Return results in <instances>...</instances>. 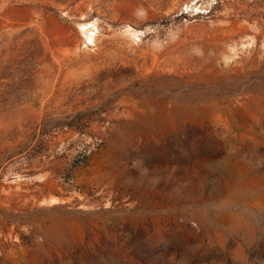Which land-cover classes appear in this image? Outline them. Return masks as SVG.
I'll return each mask as SVG.
<instances>
[{
  "label": "rangeland",
  "instance_id": "rangeland-1",
  "mask_svg": "<svg viewBox=\"0 0 264 264\" xmlns=\"http://www.w3.org/2000/svg\"><path fill=\"white\" fill-rule=\"evenodd\" d=\"M0 264H264V0H0Z\"/></svg>",
  "mask_w": 264,
  "mask_h": 264
}]
</instances>
